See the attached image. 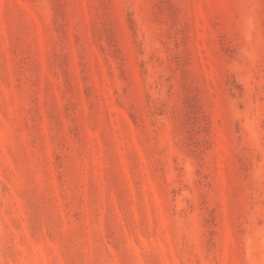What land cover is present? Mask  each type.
Returning <instances> with one entry per match:
<instances>
[{"label":"rangeland","instance_id":"rangeland-1","mask_svg":"<svg viewBox=\"0 0 264 264\" xmlns=\"http://www.w3.org/2000/svg\"><path fill=\"white\" fill-rule=\"evenodd\" d=\"M0 264H264V0H0Z\"/></svg>","mask_w":264,"mask_h":264}]
</instances>
